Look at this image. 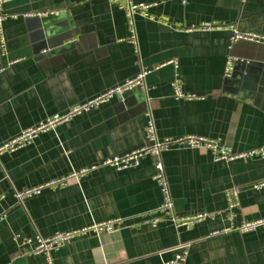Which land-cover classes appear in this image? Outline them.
<instances>
[{"label": "crops", "instance_id": "crops-1", "mask_svg": "<svg viewBox=\"0 0 264 264\" xmlns=\"http://www.w3.org/2000/svg\"><path fill=\"white\" fill-rule=\"evenodd\" d=\"M160 19L135 17L111 0H7L0 49V146L24 130L137 77L144 87L115 94L0 153V264H165L189 244L185 264H264V226L222 231L264 217V159L216 161L206 149L163 152L176 212H217L190 230L149 219L162 202L152 156L117 169L104 160L160 140L195 134L219 138L235 152L264 146V43L232 42L234 30L264 36V0H134ZM206 23L215 25L203 29ZM136 39H133V35ZM229 58L236 63L226 75ZM174 60L177 61L175 65ZM195 99H177L173 82ZM98 165L65 188L17 192ZM238 189L230 212L228 191ZM114 218V232L89 231L50 254L33 253L50 237ZM220 231V233H214ZM31 244H24L26 239Z\"/></svg>", "mask_w": 264, "mask_h": 264}, {"label": "built area", "instance_id": "built-area-1", "mask_svg": "<svg viewBox=\"0 0 264 264\" xmlns=\"http://www.w3.org/2000/svg\"><path fill=\"white\" fill-rule=\"evenodd\" d=\"M7 0H0V49L4 50L6 46L5 37L3 35L2 24L4 19L7 17L2 12V4ZM115 5L119 8L123 9L128 16L129 22L134 29L135 25V17L143 16L149 19H160L163 21V18H157L154 16L150 9L152 4L145 2H135L134 0H111ZM215 25L212 23H206L202 26L203 29H212ZM133 39H136V35L134 32ZM241 40H254L258 42L264 43V36L255 33L248 32H240L238 30H234V34L232 36V42L235 43ZM175 65H177V61L174 60ZM236 60L235 58H229L226 66V75L229 76L232 74ZM147 71L143 70L137 77L127 80L125 83L116 86L97 96L90 101L78 104L74 106L69 111L56 114L55 116L49 118L48 120L41 122L40 124L30 127L24 130L19 136L6 142L4 145L0 146V153L2 152H13L23 147L25 143L39 132L50 129L51 127L62 123L70 121L75 115L82 113L83 111L89 110L90 108L99 105L105 101H108L115 94H123L127 91L133 90L137 87H144V77ZM174 96L177 99L185 98V99H195L196 96L193 94H187L183 89V83L179 75L176 76L173 84ZM148 138L151 141V144L143 145L139 148H136L130 152H127L120 156H113L104 160L102 165L113 166L117 169H126L137 167L141 159L145 156H152L157 160L154 161L155 173L153 175L154 180L159 186L162 192V202L154 210L155 213H158L157 216L148 220L152 226L156 227L161 222L171 221L173 224L179 229L190 230L194 228L197 224L207 220L214 218L217 215V212H199L197 214L189 215V216H181L176 212L174 200L172 197L170 184L165 172V167L163 161L161 160V156L163 152L168 150L173 146L183 147L188 146L192 148H203L211 152L214 159L216 161H232L241 158H252V157H260L264 159V146L255 147L250 150L244 152H235L229 145L225 144L219 138H210L200 135H187L176 139H165L160 140L156 133V128L153 120L151 119L148 127ZM98 165H93L89 167L82 168L80 170H75L68 174L67 176L53 178L44 184L39 186L25 188L17 192L16 196L19 200H24L31 196H34L40 193L45 188H65L68 185V181L71 178L80 179L87 175L89 172L97 169ZM254 188L261 189L264 187V181L255 182L253 184ZM238 197V189L232 188L228 191L229 198V210L230 212L236 206ZM124 218H114L103 222H97L88 227H83L80 229L64 231V232H56L50 237H37L36 244L34 245L32 252L33 253H44L50 259V254L53 250L58 249L66 242L74 239L77 236H80L89 231L95 232H114L119 230L123 224ZM264 226V217L259 218L253 221H245L241 225L236 226L232 224L228 228H225L222 231H239V232H250L258 229L259 227ZM216 233H220V231H215ZM31 239H26L24 244H31ZM189 252V244H182L175 248V255L172 259L165 262V264H185L187 260Z\"/></svg>", "mask_w": 264, "mask_h": 264}, {"label": "rangeland", "instance_id": "rangeland-1", "mask_svg": "<svg viewBox=\"0 0 264 264\" xmlns=\"http://www.w3.org/2000/svg\"><path fill=\"white\" fill-rule=\"evenodd\" d=\"M67 122H69V121H67ZM64 123H66V122H62V123H59V124H57V125H55V126H53V127H51L50 129H47V130H45V131H42V132H39V133H37V134H35V135H32V137L25 143V145L23 146V147H21V148H24V147H26V146H28L29 144H31L40 134H42V133H44V132H46V131H48V130H51V129H54V128H56L57 126H59V125H61V124H64ZM21 148H19V149H21ZM14 152V151H13ZM165 167V166H164ZM165 172H166V169H165ZM166 175H167V172H166ZM167 178H168V176H167ZM168 181H169V179H168ZM170 184V183H169Z\"/></svg>", "mask_w": 264, "mask_h": 264}]
</instances>
